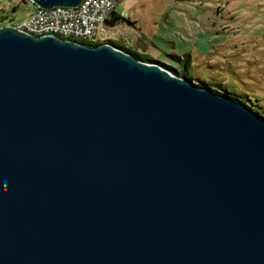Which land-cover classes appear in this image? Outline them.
<instances>
[{
    "label": "water",
    "instance_id": "95a60500",
    "mask_svg": "<svg viewBox=\"0 0 264 264\" xmlns=\"http://www.w3.org/2000/svg\"><path fill=\"white\" fill-rule=\"evenodd\" d=\"M0 264H264V118L105 40L0 25Z\"/></svg>",
    "mask_w": 264,
    "mask_h": 264
},
{
    "label": "rangeland",
    "instance_id": "374dc122",
    "mask_svg": "<svg viewBox=\"0 0 264 264\" xmlns=\"http://www.w3.org/2000/svg\"><path fill=\"white\" fill-rule=\"evenodd\" d=\"M105 34L174 67L187 54L196 79L257 103L264 115V0H120ZM33 12L29 0H0V25ZM104 39V40H105Z\"/></svg>",
    "mask_w": 264,
    "mask_h": 264
},
{
    "label": "built area",
    "instance_id": "2783aa9c",
    "mask_svg": "<svg viewBox=\"0 0 264 264\" xmlns=\"http://www.w3.org/2000/svg\"><path fill=\"white\" fill-rule=\"evenodd\" d=\"M30 1V0H29ZM120 0H80L76 5H53L41 7L34 3L33 12L19 23L18 29L33 34L53 33L60 37L99 42L105 39L108 21L115 12L114 6Z\"/></svg>",
    "mask_w": 264,
    "mask_h": 264
},
{
    "label": "trees",
    "instance_id": "16d2710c",
    "mask_svg": "<svg viewBox=\"0 0 264 264\" xmlns=\"http://www.w3.org/2000/svg\"><path fill=\"white\" fill-rule=\"evenodd\" d=\"M119 17H121L120 14L118 13H114L112 15V17L109 19L108 23L109 24H113ZM106 42H109L110 44L124 50V51H127V52H130L132 53L136 58H139L141 60H145V61H152V62H156L158 63L159 65L163 66L164 68L168 69L169 71H171L172 73L178 75V76H181L183 78H186L188 80H192L200 85H203V86H206L208 87L209 89H211L212 91H215V92H218V93H222L224 95H226L227 97H230L236 101H239L240 103H242L243 105L251 108L252 110H254L256 113H257V103H252L251 99H247V100H244L243 98H240L238 95L234 94V93H231L229 91H226L225 89L222 88L223 91L221 90H218L217 88H214V87H211L209 86V84L204 81V80H201V79H196L194 78V76L190 73V71L188 70V59H187V54L184 53L181 57L176 55V54H171L170 56L174 59H177L179 61V65L177 67H174L170 64H167V63H164L163 61H160L156 58H153V57H150L148 55H145L143 53H140L136 50H133V49H130L126 46H124L123 44H120L118 42H116L115 40L113 39H105ZM82 42H85L87 44H95L97 42H90V41H82ZM259 108V107H258ZM260 116H262L264 118V115H261L259 114Z\"/></svg>",
    "mask_w": 264,
    "mask_h": 264
}]
</instances>
